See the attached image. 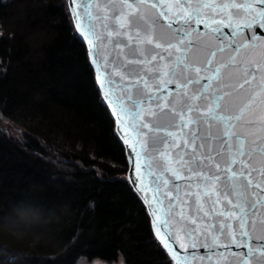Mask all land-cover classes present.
Segmentation results:
<instances>
[{"label":"trees","instance_id":"trees-1","mask_svg":"<svg viewBox=\"0 0 264 264\" xmlns=\"http://www.w3.org/2000/svg\"><path fill=\"white\" fill-rule=\"evenodd\" d=\"M128 169L67 0H0V264H173Z\"/></svg>","mask_w":264,"mask_h":264},{"label":"snow or ice","instance_id":"snow-or-ice-1","mask_svg":"<svg viewBox=\"0 0 264 264\" xmlns=\"http://www.w3.org/2000/svg\"><path fill=\"white\" fill-rule=\"evenodd\" d=\"M118 2L119 15L116 16V22L119 28L125 30L135 28V39L139 44L161 50L152 55L150 59L145 57L141 60L128 61V63L151 65L148 71L155 72L161 77H168L166 83H176L180 90L177 93V100L181 105L179 110L173 105L168 111L174 121H179V126L182 129H189L187 135L190 139H185L182 147H190L192 155L190 161H184L181 156V162L187 164L191 161H199L201 165H205L207 162L210 170L215 169L211 174L203 170L194 173L205 181V195L209 198L215 195L214 203H219L220 190L218 186H222L227 204L234 209V211L228 212V218L238 221L239 236L251 240L253 233L259 231L260 234L256 236V239L264 241V121L260 123L259 132L236 130L237 125L244 129L256 127L254 121H243L241 116L245 108L253 106L258 97L264 95V57L259 61H249L240 59V52L250 47H258L259 44H264V41L256 44L238 43L227 60L223 62L216 60L217 52L223 53L224 51L222 47L209 49L201 61L196 58L194 52L196 42L191 39L193 33L186 30V26L195 21L197 25L204 24L206 28L210 29L209 34L217 33L220 31L221 25L227 21V25L233 28L235 36L242 26L251 27L253 23H257V18L260 26L264 27V7L256 6L257 4L264 5V0H174L173 3L166 4L167 11L162 10L154 0H118ZM163 3L164 0H160V4ZM74 4L76 6L73 8V15L77 19L76 26L85 34V38L89 40L95 50V26L84 25L80 19V12L77 11V8L83 7L89 21L98 19L91 14L90 9L93 5L78 4L76 0H74ZM95 7L99 9V4H96ZM113 8H115L114 2ZM108 10L107 7L103 9L105 19H108ZM150 12H153V15H149ZM157 14L167 22V28L171 30L167 46L161 42L163 37L157 38L156 36L157 21L154 16ZM216 16H220L221 19H214L213 17ZM237 17L239 19H236ZM248 17H252V19L249 20ZM174 21L183 22L185 27L173 29ZM120 34L119 30L115 33V35ZM128 38L130 41L133 39L132 36ZM173 52L175 53L174 60H172ZM161 53H167L171 62L164 63L165 56ZM141 55L143 56V52ZM154 61H158V63L153 64ZM93 62L95 63V60ZM229 68L241 70L239 79L234 84L226 82L232 77L231 73L226 75ZM257 74H260L258 84ZM180 80H183V83H180ZM201 80H207V84L201 85L196 91L190 93L189 86L199 85ZM143 86L145 89L148 88L147 80L143 81ZM233 92L247 94V103L236 112H233L234 105L230 101ZM127 99L136 108V111L132 112L125 108L123 100L119 106L120 111L126 112L134 118L143 116L144 109L141 103L133 101L130 93ZM200 101H203L202 105L199 103ZM165 108H168L167 104L161 106V111L163 112ZM148 114L156 115L151 110ZM201 124L206 129L208 139L197 143V140L201 139L198 136V126ZM141 126L149 127L148 124ZM190 126L197 127L194 129ZM214 127L216 128L215 132L212 131ZM168 137L172 139L173 144H176L174 133H168ZM217 138H219V151L212 146V141ZM177 147H181V145H177ZM203 149H206V152L198 151ZM137 155L139 156L140 153ZM140 167V163H137L138 173ZM149 167H151L150 164ZM189 171L193 170L189 168ZM181 178L176 175V179ZM164 183L167 184V181L165 180ZM229 196L234 197L236 202L233 203L232 199H228ZM197 198L199 200V196ZM220 214L224 215L223 212ZM179 219L181 221L187 219L182 211L179 213ZM157 221H159V217H157ZM192 223L195 224V220H192ZM163 226L165 229L168 228L167 219L163 221ZM226 227L229 242L240 246L243 241L237 239V234L232 226L227 225ZM224 228L225 226H221V235H225ZM157 235L164 241L165 248L171 252L176 264H188V258L186 256L182 258L175 251L168 237H173L181 248L187 250V245L184 242L186 238L191 241L190 246L195 248L198 229L185 231L184 227H179L167 234H162L157 228ZM219 239V236H212L213 245L219 244ZM205 246L208 245L205 244ZM220 246L225 250L228 249V244ZM247 248V255L227 251L219 253L217 264H234L235 261H238L239 264H264V243L257 247H253L249 243Z\"/></svg>","mask_w":264,"mask_h":264},{"label":"water","instance_id":"water-1","mask_svg":"<svg viewBox=\"0 0 264 264\" xmlns=\"http://www.w3.org/2000/svg\"><path fill=\"white\" fill-rule=\"evenodd\" d=\"M113 2L115 8H113ZM154 2H157L162 10L167 11L166 4L173 3L174 0H164L163 4H160V0H154ZM67 3L76 30L87 46L90 63L95 72L96 82L102 98L115 120L116 132L124 145L129 163L128 179L146 205L155 235L169 254L173 264H176V260L171 252L165 248L164 241L157 235V228L162 234H167L179 227H184L185 231L198 229V240L195 248L190 246L191 241L186 238L184 242L187 245V250L181 248L173 237H168L175 251L182 258L185 256L188 258V264H217L218 254L221 252L227 251L247 255V245L249 243L253 247L264 243V241L256 239V236L260 234L259 231L253 233L251 240L239 236L238 221L228 218V212L234 211V209L227 204L222 186H218L220 190L219 203H214L215 195L211 198L205 195V181L194 173L203 170L211 174L215 169L210 170L207 162L205 165H201L199 161H191L187 164L181 162V156L184 161H190L192 150L190 147H182L183 141L190 139L187 135L189 129H182L179 126V121H174L168 111L173 105L178 110L181 106L177 100V93L180 91L177 84L166 83L168 77H161L155 72L148 71L151 65L128 63V61L141 60L145 57L150 59L152 55L161 50L139 44L135 39V28L127 30L119 28L116 22V16L119 15L118 0H112V2L110 0H76L78 4H92L91 14L93 17H98V19L89 21L84 8H77V11L80 12L81 22L89 27L95 26L94 43L96 48L94 50L92 44L85 38V34L76 26L77 19L73 15V8L76 6L74 0H67ZM96 4H99V9L95 7ZM256 6L258 8L264 7V5L259 4ZM105 7L109 9L107 12L108 19L104 18L105 12L103 9ZM149 15H153V12H150ZM154 18L157 21L156 36L157 38L163 37L161 42L167 46L171 30L167 28V22L158 14ZM213 18L221 19L220 16ZM236 19H239V17ZM248 19L251 20L252 17H248ZM161 25H163V28H161ZM182 27H185L183 22L174 21L172 24L173 29ZM118 30L121 34L115 35ZM186 30L193 33L191 39L196 42L194 52L196 58L201 61L205 58L209 49L222 47L224 51L223 53L217 52L216 60L223 62L227 60L238 43L256 44L264 41V27L260 26L258 18L257 23H253L251 27L242 26L235 36L233 35V28L227 25V21L221 25L220 31L217 33L209 34L210 29L206 28L204 24L197 25L195 21L187 25ZM109 33H112V35H109ZM129 36L133 37L131 41L128 38ZM141 52H143V56ZM161 54L165 56L164 63L171 62L167 53ZM262 57H264V44L243 49L239 56L240 59L249 61H259ZM174 58L175 53L173 52L172 60ZM156 63L158 61L153 62V64ZM240 71L229 68L226 75L231 73L232 77L226 82L234 84L239 79ZM259 76L260 74H257V84L259 83ZM144 80L148 81L147 89L143 86ZM179 82L183 83V80ZM204 84H207V80H201L199 85L189 86V92L196 91ZM106 92L108 93L107 96ZM129 93L132 95L133 101L141 103L144 109L143 116L134 118L128 113L120 111L119 106L122 100L125 108L132 112L136 111V108L127 99ZM246 95L245 92H233L230 98L232 105H234L233 112H236L240 107H244L247 103ZM199 103L202 105L203 101ZM163 104H167L168 108H165L162 112L161 106ZM149 110L155 112L156 115H149ZM241 119L243 121H254L256 127L244 129L237 125V131L259 132L260 123L264 121V95L258 97L253 106L245 108ZM142 124H148L149 127L143 128ZM190 127L195 129L197 126ZM212 131L215 132L216 128L214 127ZM168 133L175 134L176 144H173L172 139L168 137ZM198 136L201 139L197 140V143L208 139L203 124L198 126ZM177 145H181V147H177ZM212 146L219 151V138L212 141ZM198 151L206 152V149ZM137 153H140V155L138 156ZM161 153H164V155H161ZM212 154L215 155V153ZM137 163L141 165L139 173L137 172ZM149 164L151 167H149ZM257 166L259 167V165ZM189 168L193 171H189ZM173 173L182 178L176 179V175H173ZM165 180L167 184L164 183ZM228 199H232L233 203L236 202L232 196H229ZM181 211L187 218L183 221L179 219ZM221 212L224 215H221ZM157 217H159V221H157ZM165 219L168 220L167 229L163 226ZM192 220H195L196 223L193 224ZM227 225H231L237 234V239L243 241L240 246L229 242L226 235ZM221 226H225V235H221ZM181 235L183 236V233ZM212 236L220 237L219 244L213 245ZM205 244L208 246L206 247ZM223 244H228L227 250L220 246ZM234 264H239V262L235 261Z\"/></svg>","mask_w":264,"mask_h":264},{"label":"rangeland","instance_id":"rangeland-1","mask_svg":"<svg viewBox=\"0 0 264 264\" xmlns=\"http://www.w3.org/2000/svg\"><path fill=\"white\" fill-rule=\"evenodd\" d=\"M6 125L9 126V124H7L6 121H4ZM11 127V126H10ZM15 131V129H14ZM77 264H124L123 258L122 256H120V258L117 261L114 262H107L104 260H100V259H94V260H88L84 257H81V259H79V261L77 262Z\"/></svg>","mask_w":264,"mask_h":264}]
</instances>
